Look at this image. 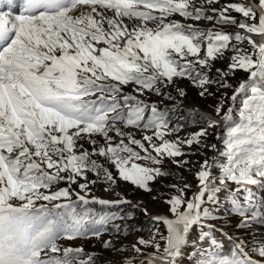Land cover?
Masks as SVG:
<instances>
[{"label": "snow or ice", "instance_id": "1", "mask_svg": "<svg viewBox=\"0 0 264 264\" xmlns=\"http://www.w3.org/2000/svg\"><path fill=\"white\" fill-rule=\"evenodd\" d=\"M217 61L227 64L213 75ZM237 72L246 75L233 85ZM184 79L202 98L216 97L213 85L231 88L239 106L225 109L222 93L219 120L189 109L190 123L202 126L181 135L186 125L172 116L182 105L147 97L174 100V86L183 98L176 81ZM219 123L223 148L210 147L222 160L195 168L194 190L169 185L149 235L125 248L122 237L144 230L115 221L133 212L92 206L141 208L117 191L120 183L151 192L170 175L162 163L188 169L193 162L179 158L205 146ZM97 184L116 198L95 195ZM257 188L264 192V0H23L18 14L0 13V264H108L75 245L90 239L121 255L111 264H264V240L234 239L223 228L218 239L214 230L221 220L264 226Z\"/></svg>", "mask_w": 264, "mask_h": 264}, {"label": "rangeland", "instance_id": "2", "mask_svg": "<svg viewBox=\"0 0 264 264\" xmlns=\"http://www.w3.org/2000/svg\"><path fill=\"white\" fill-rule=\"evenodd\" d=\"M225 0H221V4H223ZM197 6H200L203 4V0H196ZM215 7H219V5H214ZM207 7V6H205ZM209 14L211 12L209 11ZM233 15H237L233 13ZM174 19L180 20L178 16L173 17ZM182 23L185 24H193L196 27L206 29L208 27H211V24L206 21V20H201V21H191V20H183L181 21ZM129 25H131V21H127ZM231 30V29H230ZM231 31H235V29H232ZM227 64V61H217L213 70L212 74L215 75V68L220 67L223 68ZM240 79V73L237 72L235 78H230V82L233 85H236ZM176 84L183 88L185 90V96L183 98H180L178 96V93L175 90L174 86H170L168 88V92L175 98L174 100H167L163 99L161 97H157L156 95H150L147 98L151 101H157L161 104V107L167 106V107H180L181 111L179 110L177 114L174 116L175 119L178 118L182 112L188 111L187 109H201L202 111L208 110L210 111L214 116H216L214 112V106L217 104L218 99L220 98L222 93H227V96L224 98V108L226 109L227 106L230 103V94L233 91L231 88L229 89H220L217 90V87L213 85L211 87V91L216 93V97H205L202 98L198 95L199 89L195 88L192 86V84L184 79V80H177ZM130 90V89H128ZM239 106V100L236 101L234 105V109ZM198 107V108H197ZM185 115V116H184ZM189 114H183V117L185 118L182 124H185L186 127L183 129L181 135H186L190 134L193 131L198 130V127L202 125H196L194 123H190L189 121ZM173 120V119H172ZM225 131V127L221 131V134L219 137H223V133ZM215 128H210L208 130V136L204 138V145L205 146H196L193 145L192 150L190 151V154L186 157H181L179 159H188L193 162V165H190L188 169L186 168H177L176 165L172 164L170 160H165L161 167L166 169L170 175L167 177H162L159 178L155 183L151 185L152 191L151 192H144L141 190H137L131 185H127L124 183H120V187L117 189V191H120L123 193L124 196L127 197L128 200L132 201L133 203H136L137 201H143V205L141 208H136L132 209L131 205H123L120 207V209H104L102 206L99 205H93L92 207L94 208L95 211L97 212H118V214H123L127 213L129 211L133 212V218L132 219H117L115 221L116 224L123 225L127 224L130 227L131 226H136L140 229H143L144 231H129V234L125 237L121 238V243H124L125 248L130 249V246L132 243L135 242L136 237L138 236H145L147 237L150 233V225H151V219L150 215H145L143 212V208H146L148 210V213L151 214H162L166 210V205L164 203V196L165 195H170L173 193V190L169 187V185L173 183H178L182 184L184 182L190 183L193 185V189L195 188L196 181L193 178V173L195 171V168L199 166V164L206 158H211V157H216L218 161L222 160L218 156V151L223 148V141L221 139H215ZM174 138V137H170ZM215 139V140H214ZM216 144L217 145V150L213 153V149H211V145ZM215 172L216 169H213ZM89 178L91 179V174H89ZM61 187L64 186L63 184L60 185ZM257 192H260L261 195H264V192H262L259 188L254 189ZM93 192L95 195L103 198L106 196L107 199H115V193L112 192L111 195H106L103 190V186L100 184H97L93 188ZM105 195V196H104ZM223 195V194H222ZM153 196H156L157 199L153 200ZM215 234L218 239H223L220 237L219 230L221 228L224 229L225 233H230L233 235V238L235 239L236 237H241L244 239H252L254 238L255 240H264V226L254 224L250 229H238L235 226V222L231 221L229 223H225L224 221H215ZM211 234V233H210ZM195 238V233H193L192 236L189 237V239H194ZM104 239H108V236L106 235ZM65 245L72 243V242H62ZM83 244L84 248L86 251L94 252L97 254H100L102 252L103 258L108 264H111V262L115 261L118 262L121 259L120 254L113 253L112 251H106L101 249V244L99 241L95 239H90V240H77L75 241V245H81ZM232 247L231 244L227 243L225 241V248L224 252L227 253L228 249ZM124 255L127 256H133L134 253H132L130 250L126 251ZM187 264V262H186Z\"/></svg>", "mask_w": 264, "mask_h": 264}, {"label": "water", "instance_id": "3", "mask_svg": "<svg viewBox=\"0 0 264 264\" xmlns=\"http://www.w3.org/2000/svg\"><path fill=\"white\" fill-rule=\"evenodd\" d=\"M240 73V79L239 80H241V79H243L244 77H245V73H243V72H239ZM231 94H232V92H231ZM231 94H230V96H231ZM235 103L236 102H233V101H231L230 100V103H229V105L227 106V107H229V106H232V107H234V105H235ZM206 112H204V113H206V114H211L212 116H213V118H216V119H218L219 120V117H216V116H214L210 111H208V110H205ZM203 112V111H202ZM225 126H224V124L223 123H219L216 127H215V139H217V137L218 136H220V134H221V131L223 130V128H224ZM214 139V140H215ZM216 150H213V153L215 152ZM194 190V189H193ZM149 215L151 216V215H156V214H151V213H149Z\"/></svg>", "mask_w": 264, "mask_h": 264}, {"label": "bare ground", "instance_id": "4", "mask_svg": "<svg viewBox=\"0 0 264 264\" xmlns=\"http://www.w3.org/2000/svg\"><path fill=\"white\" fill-rule=\"evenodd\" d=\"M0 1H2V3L3 4H5V3H7L8 2V0H0ZM14 3H15V8H18V6H19V0H14ZM198 108V107H197ZM188 111H185V112H182L183 114L185 113V114H189V109H187ZM199 111H202L201 109H198ZM203 112H206V111H203ZM185 116V115H184ZM104 194H106V195H111V193H109V192H107V193H104ZM105 196V195H104ZM103 198H106V196L105 197H103ZM112 199H113V197H112Z\"/></svg>", "mask_w": 264, "mask_h": 264}]
</instances>
